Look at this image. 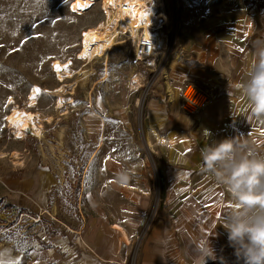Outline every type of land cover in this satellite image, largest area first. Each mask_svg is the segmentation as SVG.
Instances as JSON below:
<instances>
[{
  "label": "rangeland",
  "instance_id": "rangeland-1",
  "mask_svg": "<svg viewBox=\"0 0 264 264\" xmlns=\"http://www.w3.org/2000/svg\"><path fill=\"white\" fill-rule=\"evenodd\" d=\"M73 1L0 0V264H93L83 257L91 252L89 239L112 235L116 224L132 238L125 264L139 263L169 204L166 175L174 156L156 139L155 126L162 125L161 104L171 108L170 66L215 68L224 48L217 41L229 45L247 2H148L161 15L163 39L150 65L138 58L141 38L130 39L118 26L121 44L80 59L81 34L99 2L78 15L70 11ZM55 61L67 64L62 78ZM14 109L38 115L36 133L17 137L6 123Z\"/></svg>",
  "mask_w": 264,
  "mask_h": 264
},
{
  "label": "crops",
  "instance_id": "crops-1",
  "mask_svg": "<svg viewBox=\"0 0 264 264\" xmlns=\"http://www.w3.org/2000/svg\"><path fill=\"white\" fill-rule=\"evenodd\" d=\"M247 2L244 13L234 22L237 31L230 37L229 45L217 41L224 48L215 68L179 61L170 66L171 108L161 104L157 115L162 125L155 126L160 136L172 134L178 139L176 146H167L174 156L166 175L169 204L153 223L138 264H221L222 260L225 264H237L222 225L233 208L232 199L201 168L205 148L227 138H238L246 150L264 156V117L251 114L242 90L260 59L259 52L264 50V8ZM193 81L202 90L217 94L211 106L199 114L201 124L190 123V118L180 110L182 89ZM162 97L166 98L163 94ZM125 229L129 233V228ZM207 240L215 259L200 251L201 244L207 247ZM89 245L91 252L83 257H91L93 264H125L127 247L121 245L113 230L110 236L95 233ZM71 256L80 257L73 253Z\"/></svg>",
  "mask_w": 264,
  "mask_h": 264
},
{
  "label": "clouds",
  "instance_id": "clouds-1",
  "mask_svg": "<svg viewBox=\"0 0 264 264\" xmlns=\"http://www.w3.org/2000/svg\"><path fill=\"white\" fill-rule=\"evenodd\" d=\"M259 57L242 85L251 114L257 118L264 117V50ZM201 170L214 177L232 199L233 208L222 225L237 264H264V156L246 150L238 138H227L205 148ZM127 178L121 174L120 181ZM206 244V248L201 244L200 251L215 259L208 240Z\"/></svg>",
  "mask_w": 264,
  "mask_h": 264
},
{
  "label": "bare ground",
  "instance_id": "bare-ground-1",
  "mask_svg": "<svg viewBox=\"0 0 264 264\" xmlns=\"http://www.w3.org/2000/svg\"><path fill=\"white\" fill-rule=\"evenodd\" d=\"M99 2V9L92 20L90 26L81 34V50L79 58L83 60H90L95 56H100L104 52H108L114 45L121 44L117 40V33L113 31L115 27L121 30H128L130 39L140 37L142 40L149 41L154 45L155 49L163 46V39L159 30L162 29L161 15L158 16V11L154 5H149L148 2L153 0H74L70 4V11L72 13L83 15L88 12L92 6ZM155 56L159 54L155 52ZM150 65L155 64V57L149 61ZM176 62L173 61L171 65ZM54 71L59 78H62L63 73L67 69V64L55 61L53 64ZM171 83L167 81L168 91L171 90ZM39 89H34L30 96L31 105L35 104ZM63 107L64 104L60 103ZM195 110V107H191ZM196 115L195 118H190V123L201 124L203 119ZM38 115L31 110L14 109L7 116L6 123L9 128L14 129L17 137L24 135L27 131L36 133ZM39 129V128H38ZM41 136L40 131L37 132ZM156 139L165 146H176L177 138L170 136H160L155 133ZM182 136V135H181ZM183 137V136H182ZM147 145L150 149L153 148V142L148 138ZM112 230L117 235L122 246L129 248L132 244V238L124 226L116 224Z\"/></svg>",
  "mask_w": 264,
  "mask_h": 264
},
{
  "label": "built area",
  "instance_id": "built-area-1",
  "mask_svg": "<svg viewBox=\"0 0 264 264\" xmlns=\"http://www.w3.org/2000/svg\"><path fill=\"white\" fill-rule=\"evenodd\" d=\"M247 1L252 5L264 8V0ZM155 52L156 49L154 45H152L149 41L144 39L139 42L137 55L141 61H145L155 57L154 65H156V61L158 62L159 56H155ZM216 96V93L206 92L200 88L193 86L192 84L186 83L183 87L180 99L181 111L188 117L195 118L196 115H199L211 106ZM191 107H195L196 109L193 111L190 109Z\"/></svg>",
  "mask_w": 264,
  "mask_h": 264
}]
</instances>
